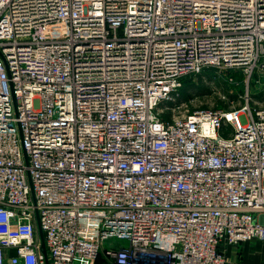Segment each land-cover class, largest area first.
Wrapping results in <instances>:
<instances>
[{"label":"built area","instance_id":"obj_1","mask_svg":"<svg viewBox=\"0 0 264 264\" xmlns=\"http://www.w3.org/2000/svg\"><path fill=\"white\" fill-rule=\"evenodd\" d=\"M264 69V0H0V264H228L264 242V107L182 80Z\"/></svg>","mask_w":264,"mask_h":264},{"label":"rangeland","instance_id":"obj_2","mask_svg":"<svg viewBox=\"0 0 264 264\" xmlns=\"http://www.w3.org/2000/svg\"><path fill=\"white\" fill-rule=\"evenodd\" d=\"M191 76L188 100L172 98L170 107H180L175 114L186 110L230 109L264 107V69H256L251 75L235 69H217Z\"/></svg>","mask_w":264,"mask_h":264},{"label":"crops","instance_id":"obj_3","mask_svg":"<svg viewBox=\"0 0 264 264\" xmlns=\"http://www.w3.org/2000/svg\"><path fill=\"white\" fill-rule=\"evenodd\" d=\"M228 264H264V242L252 240L239 246L221 245Z\"/></svg>","mask_w":264,"mask_h":264},{"label":"trees","instance_id":"obj_4","mask_svg":"<svg viewBox=\"0 0 264 264\" xmlns=\"http://www.w3.org/2000/svg\"><path fill=\"white\" fill-rule=\"evenodd\" d=\"M214 69L212 68H207L205 69L203 72H210V71H213ZM199 75V74H198ZM191 82H192V77L191 76H188V77H185L183 80H182V88L180 89V92H179V97L178 99L179 100H188V92L187 90H189L191 88ZM105 260L103 258V256H99V258L97 259V261L95 262V264H105L104 263Z\"/></svg>","mask_w":264,"mask_h":264},{"label":"water","instance_id":"obj_5","mask_svg":"<svg viewBox=\"0 0 264 264\" xmlns=\"http://www.w3.org/2000/svg\"><path fill=\"white\" fill-rule=\"evenodd\" d=\"M37 228H38L39 238H40V241H41V250H42V253H43L44 258H45V264H49L48 263V258H47L46 247H45V243H44V237H43V233H42L41 228H40V224H39L38 218H37Z\"/></svg>","mask_w":264,"mask_h":264}]
</instances>
